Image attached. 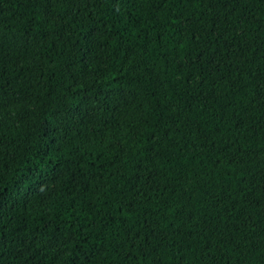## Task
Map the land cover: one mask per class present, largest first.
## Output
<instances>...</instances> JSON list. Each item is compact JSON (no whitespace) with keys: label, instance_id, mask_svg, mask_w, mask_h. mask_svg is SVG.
Returning <instances> with one entry per match:
<instances>
[{"label":"trees","instance_id":"obj_1","mask_svg":"<svg viewBox=\"0 0 264 264\" xmlns=\"http://www.w3.org/2000/svg\"><path fill=\"white\" fill-rule=\"evenodd\" d=\"M0 264H264V0H0Z\"/></svg>","mask_w":264,"mask_h":264}]
</instances>
